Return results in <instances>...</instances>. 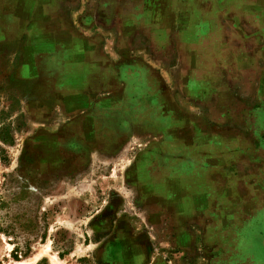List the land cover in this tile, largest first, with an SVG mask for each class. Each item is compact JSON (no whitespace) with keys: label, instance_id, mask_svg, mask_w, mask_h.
Wrapping results in <instances>:
<instances>
[{"label":"rangeland","instance_id":"obj_1","mask_svg":"<svg viewBox=\"0 0 264 264\" xmlns=\"http://www.w3.org/2000/svg\"><path fill=\"white\" fill-rule=\"evenodd\" d=\"M194 6L188 14L200 17ZM25 30L0 25L10 35L0 36V264H264V138L255 136L264 129V67H245L232 85L236 68L219 65L236 51L217 36L192 57L200 67L161 70L170 103L146 109L130 134L93 137L79 126L88 129L94 109H66L57 81L72 66L58 64L59 44L43 42L54 65L24 71ZM221 74L230 88L201 102L199 84ZM137 77H123L131 92L141 89Z\"/></svg>","mask_w":264,"mask_h":264},{"label":"crops","instance_id":"obj_2","mask_svg":"<svg viewBox=\"0 0 264 264\" xmlns=\"http://www.w3.org/2000/svg\"><path fill=\"white\" fill-rule=\"evenodd\" d=\"M195 3L202 10L200 17L188 14ZM216 4L217 15L209 17L208 9ZM7 11L11 14L8 17ZM244 19H247L248 27L244 26ZM15 22L27 26L21 42L24 71L54 65L50 54L45 53L44 40L45 44L60 45L56 57L58 64L72 66L69 71L65 69L57 81L67 92L64 94L66 109L79 114L94 109V114L87 116L88 129L79 126L83 132L79 134L88 133L93 137L130 134L134 130V119H143L146 109L158 112L162 103H170V95L161 93V89L166 88L164 81H160L161 70L165 75L170 71L174 73L175 67L191 70L199 66L192 62V57L202 55L201 49L217 36H220L219 47H226L231 41V50L236 51L229 55L230 64L219 65L236 68L230 79L232 85L235 80L239 81L245 67L250 72L252 67H264V0H0V25ZM202 23L208 24L210 29L206 35L198 31ZM143 26L148 29L146 33ZM0 36L10 39L8 33L1 32ZM222 40L225 41L223 46ZM198 43L199 51H195ZM240 44L244 50L240 49ZM220 51L224 52V49ZM70 52L75 54L72 63L65 58ZM187 73L182 77V83L189 87L191 76ZM136 75L142 86L138 92H131L123 77ZM71 76L78 80L68 81ZM63 77L67 81L62 80ZM223 77L221 74L213 81L205 82L208 86L199 84L200 88L207 87L202 91L201 102H209L218 88L219 92L225 86L230 88V83ZM170 86L168 84L167 88ZM260 86L263 98L264 78ZM121 87L123 94L117 92ZM247 100L251 104V98L247 97ZM188 101L179 99L184 106ZM260 101L264 103V98ZM99 110L100 115L95 116ZM258 110L264 118V105ZM251 112L246 113L248 117ZM223 118L236 119L234 112ZM73 126H77L76 123ZM257 128L256 140L264 138V129L259 130V125ZM259 148L264 154V144ZM180 240L189 242L183 235Z\"/></svg>","mask_w":264,"mask_h":264},{"label":"flooded vegetation","instance_id":"obj_3","mask_svg":"<svg viewBox=\"0 0 264 264\" xmlns=\"http://www.w3.org/2000/svg\"><path fill=\"white\" fill-rule=\"evenodd\" d=\"M111 252H112V250H111ZM117 253H118V251H117ZM119 254V253H118ZM117 254H115L114 256H116Z\"/></svg>","mask_w":264,"mask_h":264},{"label":"bare ground","instance_id":"obj_4","mask_svg":"<svg viewBox=\"0 0 264 264\" xmlns=\"http://www.w3.org/2000/svg\"><path fill=\"white\" fill-rule=\"evenodd\" d=\"M14 264H21V263H14Z\"/></svg>","mask_w":264,"mask_h":264}]
</instances>
